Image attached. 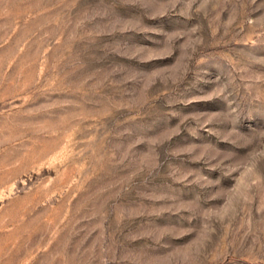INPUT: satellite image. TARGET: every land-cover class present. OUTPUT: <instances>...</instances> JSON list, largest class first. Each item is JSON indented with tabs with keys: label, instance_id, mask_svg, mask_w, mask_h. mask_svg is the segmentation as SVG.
Masks as SVG:
<instances>
[{
	"label": "rangeland",
	"instance_id": "1",
	"mask_svg": "<svg viewBox=\"0 0 264 264\" xmlns=\"http://www.w3.org/2000/svg\"><path fill=\"white\" fill-rule=\"evenodd\" d=\"M0 264H264V0H0Z\"/></svg>",
	"mask_w": 264,
	"mask_h": 264
}]
</instances>
